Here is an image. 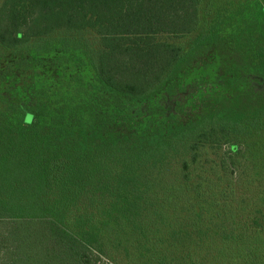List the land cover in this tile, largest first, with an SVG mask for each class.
I'll use <instances>...</instances> for the list:
<instances>
[{"label":"trees","instance_id":"trees-1","mask_svg":"<svg viewBox=\"0 0 264 264\" xmlns=\"http://www.w3.org/2000/svg\"><path fill=\"white\" fill-rule=\"evenodd\" d=\"M200 2L1 4L4 49L57 29H91L101 48L87 55L94 79L82 95L45 104V91L13 97L0 87V221L10 225L0 264H264V219L232 179L239 140L264 126V95L236 93L186 124L169 104L190 54L174 41L198 29ZM151 101L163 122L121 129ZM223 147L219 162L200 166L208 148L218 156Z\"/></svg>","mask_w":264,"mask_h":264},{"label":"rangeland","instance_id":"rangeland-1","mask_svg":"<svg viewBox=\"0 0 264 264\" xmlns=\"http://www.w3.org/2000/svg\"><path fill=\"white\" fill-rule=\"evenodd\" d=\"M4 1L0 0V6ZM200 1L198 29L174 41L184 47V52L190 50L185 58L183 75L173 83L169 103L179 124L197 119L219 106L223 98L233 97L236 93L243 92L256 98L264 95V84L258 85L264 73L256 71L255 65L258 54L264 51V18L260 13L264 0ZM100 41L91 29H57L52 35L33 38L19 48L0 47V84H9V87H0L4 88L2 91L8 90L7 96L13 97L45 91L41 96L45 104L54 102L53 94L59 97L82 95L90 91L89 85L94 79L87 55L101 48ZM173 100L179 101L177 107L172 104ZM57 103L62 104V101L57 100ZM141 104L138 112L142 115L135 123L125 124L122 130L141 132L166 119L157 102ZM240 142L242 149L235 154L237 170L232 176L234 190L238 195L246 188L247 202H254L256 217L264 219V126L252 128ZM208 149L200 166L206 159L219 162V156L222 157L226 150L223 147L216 156L214 150ZM170 165H176V161L172 160ZM216 173V185H222L224 180L219 168ZM181 207H177L178 210ZM182 216L180 214V218ZM190 217L193 215L187 218ZM8 227V223L0 221V246L8 244L4 232ZM95 264H107V261L102 258Z\"/></svg>","mask_w":264,"mask_h":264}]
</instances>
